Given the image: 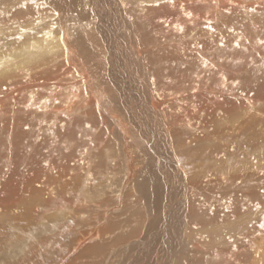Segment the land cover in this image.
Segmentation results:
<instances>
[{"label": "bare ground", "instance_id": "1", "mask_svg": "<svg viewBox=\"0 0 264 264\" xmlns=\"http://www.w3.org/2000/svg\"><path fill=\"white\" fill-rule=\"evenodd\" d=\"M0 136V264H264V0H0Z\"/></svg>", "mask_w": 264, "mask_h": 264}, {"label": "rangeland", "instance_id": "2", "mask_svg": "<svg viewBox=\"0 0 264 264\" xmlns=\"http://www.w3.org/2000/svg\"><path fill=\"white\" fill-rule=\"evenodd\" d=\"M83 131V130H82ZM87 133H89L90 132V128L89 129H87V131H86ZM43 136H45L44 137V139H46V138H53V134L51 135V133L48 135V133H44V134H42ZM41 135V136H42ZM50 136H52V137H50ZM0 137H2L4 140L6 139V137H4V136H0ZM32 139H34V136H32V138H31V140ZM30 140V141H31ZM79 141L81 142L82 141V143H88L89 142V140L84 136V135H82L80 138H79ZM32 142H33V140H32ZM0 144H1V141H0ZM90 144V143H89ZM138 145V144H137ZM137 145H135V143H132L131 144V147L132 148H135ZM137 148V147H136ZM138 150V152L137 151H135V153L137 152V154L136 155H138V154H140V152H139V148L137 149ZM65 152V151H64ZM7 153H10L9 151L7 152ZM30 153V152H29ZM46 153H48L47 151H45V154ZM11 154V153H10ZM10 154H8L9 155V159L10 158H12L13 157V155H12V157H10L11 155ZM63 155V154H62ZM60 157H61V155H60ZM3 159V160H2ZM4 159L5 158H3V157H1V160H0V169H2V167L3 166H5V165H3V162H4ZM9 159H6V160H9ZM13 160H14V158H13ZM29 165L31 164V161H29V162H27ZM33 168H36V166H35V164H33ZM104 180H106V179H104ZM116 180H117V178H116ZM110 187V188H109ZM120 187L118 186V187H116L115 185H113V186H107V185H105L103 188H102V195L104 194V193H109L108 194V197L107 198H109V200H110V202H111V205H113L115 202H117L116 201V198H117V191H118V189H119ZM154 248V246L153 247H151V248H149V247H145V249H146V251L147 250H150V249H153ZM143 250V247L142 246H139L138 247V249L135 251V250H132L131 252H130V255L129 254H127V256H131V255H135L137 252H141ZM157 250V249H156ZM150 252L152 253V252H154V250H150ZM126 256V255H125ZM116 257H117V260L119 261V262H117V264H119L120 263V259H121V253H117V255H116ZM150 258V257H149ZM151 260H147V263L148 262H150ZM124 264V263H123Z\"/></svg>", "mask_w": 264, "mask_h": 264}]
</instances>
